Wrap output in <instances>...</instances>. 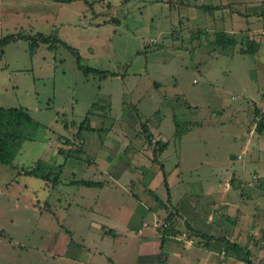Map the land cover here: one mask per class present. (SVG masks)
<instances>
[{
    "label": "rangeland",
    "instance_id": "1",
    "mask_svg": "<svg viewBox=\"0 0 264 264\" xmlns=\"http://www.w3.org/2000/svg\"><path fill=\"white\" fill-rule=\"evenodd\" d=\"M92 1L87 6L81 0H0V36L54 35L79 51L83 65L116 73L85 74L58 42L53 48L40 43L33 54L24 39L5 46L0 105L27 108L35 123L24 129L28 138L13 166L0 163V264H66L60 254L69 240L67 228L73 230L68 255L82 252V240L103 245L82 207L90 206L98 189L71 186V171L79 178L102 180L106 174L100 170L120 171L127 161L132 167L125 144L146 141L147 132L154 130L169 140L161 158L166 169L178 164L170 187L198 192L212 169L227 166V154L239 151L240 136L229 121L236 111L220 107L243 101L247 111L237 114L245 120L257 119L255 108L264 109V45L261 50L256 40H264V0ZM230 29L234 33H227L235 34L238 44L222 48L215 33ZM253 43L254 52H239ZM88 112L90 128L78 136L77 126ZM177 129L183 131L180 138L174 136ZM67 149L75 154L67 157L61 181L52 190L41 178L19 171L37 160L62 163ZM110 159L115 162L107 163ZM146 165L156 180L154 188L164 190L159 165L150 160ZM130 177L129 187L141 195L142 177L128 170L121 178L130 183ZM108 193L102 194L104 212L113 211ZM120 199L134 202L130 195ZM255 261L264 264V256Z\"/></svg>",
    "mask_w": 264,
    "mask_h": 264
},
{
    "label": "crops",
    "instance_id": "2",
    "mask_svg": "<svg viewBox=\"0 0 264 264\" xmlns=\"http://www.w3.org/2000/svg\"><path fill=\"white\" fill-rule=\"evenodd\" d=\"M224 31L234 33L233 29ZM256 40L261 41L262 50L264 40ZM252 48L254 52V43ZM242 95L245 96L244 93ZM262 96L264 89L260 93L261 98ZM226 102L227 104L220 108L223 109L222 112L227 108L236 111L229 121L234 123L240 136L239 151L227 154V166L212 169L198 192L184 188L173 191L169 180L176 178L172 176V172L178 164L169 172L161 160L169 146V140H166L160 131L150 130L151 143L147 140H137L135 144H130L134 139L128 141L129 145L128 142L125 144L124 153L129 155L132 167H129L127 161L123 163L120 171L100 170L101 174L105 173L106 176L102 180L90 179L101 181L102 184L89 186L98 189V192L93 196L90 206L87 204L89 207L82 206L84 211H87L84 216L89 218V227L98 229V232L93 233L100 236L103 245L92 246L82 240V252H78V255H68L67 244L72 240L73 230L67 228L70 232L69 240L65 242V250L63 248L60 254L66 264H246L236 249L227 247L234 243L249 249L254 264L256 257L264 256V140L261 139L264 132L259 134L254 129L257 119L253 120L250 116L245 120L242 115L237 114L247 111L243 101L235 105H232L231 101ZM254 130L255 137L259 139L253 136ZM235 134L233 142L237 140ZM157 140L166 145L158 154L154 151V142ZM149 160L163 165L168 189L164 186L160 170L158 177L164 190L154 188L156 180L154 175H149V167L146 165ZM112 162L114 163L115 159H110L107 163ZM90 164L96 163L92 161ZM109 167L108 165L106 168ZM127 169L135 172L137 177H142L141 195L129 187L128 184L133 183L131 177L130 183L121 178ZM70 179L88 178H79L75 171H71ZM69 184L75 186L72 182ZM116 190L120 191L119 195ZM109 191L108 200L113 211L104 212L105 206H101L102 194ZM122 195H130L134 202L123 203L120 199ZM67 207L69 208L68 205L65 206ZM122 209L126 211L123 217ZM169 213L173 228L162 238L158 227L152 224L164 220ZM63 225L65 226L64 223ZM61 238V242L60 238L55 240L57 247L59 242L63 244L64 237ZM189 238L190 244L187 243ZM227 252L230 255H227Z\"/></svg>",
    "mask_w": 264,
    "mask_h": 264
},
{
    "label": "trees",
    "instance_id": "3",
    "mask_svg": "<svg viewBox=\"0 0 264 264\" xmlns=\"http://www.w3.org/2000/svg\"><path fill=\"white\" fill-rule=\"evenodd\" d=\"M55 1L68 2V1H75V0H55ZM81 1H83V3L86 4L87 6L93 5L92 0H81ZM198 7L204 8V9H210V10L215 9V6H208V5H200ZM115 21L116 23H119V20H115ZM19 39H24L28 42V49H29V52L32 54L36 51L40 43H47L49 47L51 48L55 46L54 42H58L62 44L68 50L72 52V54L75 57L77 67L81 69L85 74L92 72V73L99 74L102 77H105L107 75L116 74L114 71H110L106 69L103 70V69L95 68L92 66L83 65L81 63V55L75 47L58 39L54 35L44 34L42 32H36L34 34L29 33V32H13V33H7V34L0 36V58L4 54V48L7 44L17 41ZM214 41L215 43L219 44L222 48H226L227 46H233L238 43L237 38L235 37V34H228L224 30H219L215 33ZM239 52L240 53H248V52L252 53L253 48L251 46L249 47L246 46L245 48L239 49ZM254 114L259 117L256 123L255 129L259 134H261L264 132V110L259 109L257 107L254 109ZM89 121H90V112H88L85 115L84 120L77 126L76 134L78 136L79 135L82 136L83 130L85 127L90 128ZM34 123L35 122L33 121V118L28 112L27 108L22 107V106L5 107V106L0 105V163L13 166L12 164L13 159L15 158L16 154L19 152L23 141L28 138L24 129L27 126H30ZM142 126H143V129L145 130L144 122L142 123ZM182 134H183V131H180L179 129H177L176 131L177 137H180ZM145 138L147 139L149 143H151L152 133L147 132ZM67 142H68V139H67ZM154 145H155V148L156 147L158 148L157 151L154 148V151H156L157 154L158 152L162 151L164 146H166L164 143L160 142L159 140L154 142ZM68 149L64 152V154L66 152L67 154H65V158L63 159L62 163L52 165L51 163H47L44 160H37L34 162L33 165L23 167L19 171L23 175H31L37 178H41L44 181V184L52 190L56 186H58L61 181V173L66 163L67 157H70L72 154H75V151L68 150ZM156 163L159 164V169L163 175L164 186H166L167 188L166 172L164 170V167L161 163L159 162H156ZM71 182L78 186L81 185V186H92V187L102 184L101 181H94L90 179H74V180L70 179L69 183ZM44 202L46 204H50L48 200H45ZM50 207H52L51 204H50ZM164 220L169 222L170 230H168L167 228H163L162 226H158L157 229L159 232L162 233V238H164L163 236L167 234L168 232H170L173 228L172 222L170 221L171 213H169L164 218ZM66 231H67L66 233L70 234L68 230ZM227 247L231 249L233 248L236 249L242 255V258L246 264H254L250 258L249 249L237 243L229 244Z\"/></svg>",
    "mask_w": 264,
    "mask_h": 264
},
{
    "label": "built area",
    "instance_id": "4",
    "mask_svg": "<svg viewBox=\"0 0 264 264\" xmlns=\"http://www.w3.org/2000/svg\"><path fill=\"white\" fill-rule=\"evenodd\" d=\"M262 110H264V109H262ZM256 118H257V120H258L259 117L256 116ZM155 226H156V228H157L158 226H162L163 228H167V229H169L170 224H169V222L166 221V220H161L160 223H159V224H155ZM187 243H188V244L191 243V239H190V238L187 239Z\"/></svg>",
    "mask_w": 264,
    "mask_h": 264
}]
</instances>
